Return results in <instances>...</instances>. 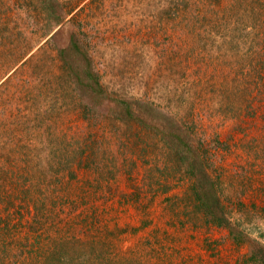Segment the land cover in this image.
<instances>
[{"label":"rangeland","instance_id":"374dc122","mask_svg":"<svg viewBox=\"0 0 264 264\" xmlns=\"http://www.w3.org/2000/svg\"><path fill=\"white\" fill-rule=\"evenodd\" d=\"M170 1L55 0L59 7L50 15L40 10L38 1L19 14L8 4L0 6V165L10 157L21 159L19 168L22 161L31 163L37 176L27 183H40L35 198L41 196L55 210L83 198L87 207L82 215L95 210L97 226L90 224L92 233L109 240L112 255L120 260L254 264L247 258L248 248L255 242L264 244V67L246 66L254 62L249 53L263 46L262 36L249 33L251 20L245 17L242 0L228 5L217 30L199 37V28L183 27L182 17L191 14L186 10L192 0L175 14L168 12ZM213 22L202 20L204 25ZM71 36L82 41L111 96L175 104L173 109L192 118L199 134L218 135L223 147L214 150L210 175L218 176L220 199L231 222L244 231L245 245L233 244L227 230L207 223L199 212L173 214L183 206L180 200L173 201L172 193L185 196V201L190 197L183 170L155 145L162 140L154 132L104 116L103 101H95L73 82ZM60 48H67L64 57ZM84 102L89 107L83 116ZM142 134L150 145L140 144ZM76 143L92 145V164L70 180L67 169L76 158ZM49 176H57L59 184L49 183ZM122 191H131V200H123ZM12 216L17 217L14 212ZM179 219L186 224L181 226ZM55 221L46 220L40 244L21 256L16 248L24 241L25 228L17 224L7 239L18 237L7 240V249L11 254L17 251L18 258L10 255L0 264H33L51 247L49 238L60 236ZM63 227L59 221L57 229ZM70 227L77 228L72 223Z\"/></svg>","mask_w":264,"mask_h":264},{"label":"trees","instance_id":"16d2710c","mask_svg":"<svg viewBox=\"0 0 264 264\" xmlns=\"http://www.w3.org/2000/svg\"><path fill=\"white\" fill-rule=\"evenodd\" d=\"M37 1L40 4L39 7L42 8L40 10L49 15L51 10L59 7V3H55V0H0V6L4 4L7 7L8 4L12 13L19 14L22 11L27 12L28 6L30 4H36ZM242 1H244L246 6V12H244L246 13L245 17H249L251 20L247 26L249 33L255 34V31L260 32L263 41V46L256 47V51L251 52V46H248V52H251L249 53V59H254V62L248 61L246 68L255 64H258L259 68H263L264 0ZM236 2L238 1L192 0L193 6L189 5L186 10L191 14L188 18L182 17L184 20L183 27L187 29L199 28L196 33L198 37L204 31L210 32L217 30L218 24L223 20L221 17L223 16L224 10L226 8L229 9L228 5L234 7ZM185 4L186 0H183V3L181 0H171L168 5V12H174L175 14L178 8L180 6L184 7ZM208 9L213 12V15H210L212 12ZM207 12H210L209 16L206 15ZM25 20H29V17L26 16ZM202 20L207 22L213 20L214 24L204 25L205 23H202ZM2 22L4 28L7 27L4 23L5 21L2 20ZM25 23L28 22L25 21ZM1 28L3 27L0 26ZM199 41H201V37ZM68 45L73 50L71 53L74 55L72 65H70L71 75L75 77L73 82L81 85L86 92H89V95L95 98V101L96 99L97 101H103L101 107L102 114L104 116L111 115L126 123L135 122L146 130L149 129L154 132L157 135V139L162 140L160 141L162 144L156 143L155 145L161 146V149L167 152L166 155L169 153L170 160L172 159L175 164H178L177 167L183 170V176L191 189V192H189L190 197L188 201H185V196L182 197L178 193H172V198L175 199L173 201L178 203V200H180L183 206L180 211L173 209V214L179 216V213L193 214L199 212L207 223L219 229L227 230L228 236L231 238L233 244L239 247L245 245L247 242L245 238L247 237L244 231L231 222L229 210L220 199L217 182L218 176L211 177L210 175V167L214 165V150H218L221 146L223 147V142L219 140L218 135L214 134L212 137L206 138V136L199 134L196 131L192 118H189L188 115L183 116L178 109H173L175 104L166 102V105H162L149 98L111 96L107 90L103 89L96 70L93 69L91 59L87 55V51L84 52L82 49V41L75 36H71L68 40ZM66 50L67 48H60L58 52L64 57ZM257 75H260L258 71ZM183 102L181 103L183 104ZM177 103H180L178 99L176 101ZM84 105L85 107L82 109L83 116L88 111L86 107H89L86 102H84ZM92 110H96V108L94 107ZM188 114H190L189 111ZM92 116L90 113L88 118ZM143 136L145 137L144 134L139 137L142 140L140 144L146 147L150 143ZM73 147H75L74 152L76 158L72 160V167L69 166L67 169L70 180H73L78 170L91 166L90 164L92 163L90 160L92 157L90 154L93 152L92 149H94L89 144L85 147V145L76 143V146ZM152 149H154L153 146ZM19 162L10 157V160L6 164L0 165V194L5 195L3 196L4 200H1L2 208L0 209V212H2L0 214V263L8 259L10 255L11 258H18L17 254H15L17 251L11 254L8 253L7 249V240H13L18 237V235H15V237L7 239L15 232L17 224H23L25 228L24 241L16 248L19 250V256H21L22 252L28 253L37 248L41 242L40 230L43 228L46 220L48 221L49 218H52L56 219L54 228H56V231H60V236L56 235L55 238H49L50 244H52L51 247L46 249L44 255L38 260H34L33 264H133L129 260L124 259V261L114 257L110 249V241L106 240L105 237L98 235V237H95V234L92 233L93 229L90 227V224L96 225L95 210L90 215H87V213L82 215V210L87 207V203L83 198L78 203H75L73 200L68 201L65 207H60L57 210L50 203H43L44 200L40 196L42 192L38 195L40 199L35 198L34 189L40 183L34 186L32 183H27V181L32 175L33 178L37 175L31 172V163L29 165L28 162L25 163L22 161L23 166L19 168ZM128 171L129 169L125 170L127 174ZM49 177H51L49 183L52 182L55 186L59 184L60 180L57 176ZM47 179L48 176L46 177V181ZM42 181H45V178ZM165 189L171 191L172 187L166 186ZM44 195L45 198H49L50 193ZM130 196H132L131 191H122L120 194L123 200L126 198L130 199ZM133 201L135 202L136 200L132 199L131 202ZM80 203L82 209L78 210ZM13 212L16 213V218H13ZM78 216L79 218H77ZM88 217L91 219H88ZM23 221L26 222L20 223ZM59 221L65 227L57 229V223ZM179 222L181 226L186 224L182 219H179ZM70 223L77 228L70 227ZM69 228L74 229V231H69ZM117 228L118 226L115 227V229ZM123 229L125 228H119L118 231H123ZM247 253V258L254 264H264V244L255 242L252 246H249Z\"/></svg>","mask_w":264,"mask_h":264}]
</instances>
